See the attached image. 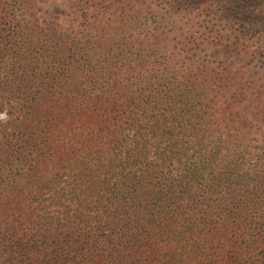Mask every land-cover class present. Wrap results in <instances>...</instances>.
<instances>
[{
    "label": "trees",
    "instance_id": "obj_1",
    "mask_svg": "<svg viewBox=\"0 0 264 264\" xmlns=\"http://www.w3.org/2000/svg\"><path fill=\"white\" fill-rule=\"evenodd\" d=\"M16 1H0V19L13 21ZM69 1L72 20L94 34L96 47L72 40L45 61L35 55L30 69L23 65L34 36L21 31L0 50L13 52L27 82L15 143L0 153V174L9 172L0 182V264H264V131L239 110L250 102L251 118L262 114L264 67L251 58L264 60V0L167 1L174 47L190 58L194 49L211 51L194 79L161 67L160 23L141 37L150 5ZM99 91L112 100L93 104ZM96 124L95 157L36 214L21 213L33 222L27 238L18 236L17 168L29 145L41 150L31 136ZM92 200L95 226L87 231L79 212H47Z\"/></svg>",
    "mask_w": 264,
    "mask_h": 264
},
{
    "label": "rangeland",
    "instance_id": "obj_2",
    "mask_svg": "<svg viewBox=\"0 0 264 264\" xmlns=\"http://www.w3.org/2000/svg\"><path fill=\"white\" fill-rule=\"evenodd\" d=\"M3 4L7 0H0ZM116 5L120 4L122 0H112ZM133 5H140L146 3L150 5V11L152 15H148L149 23L146 25L149 27L142 31L141 37L150 38L154 33L153 28L159 27L157 23H160L161 31L164 32L166 37H161V45L158 49V61L161 63V67L168 66L170 71L179 73L181 76L188 74L193 76L194 79L195 70L198 63L202 60H209L208 48L194 49L193 54L197 53L190 58L189 55L174 47L173 36L171 34V18L170 10L167 3L168 0H127ZM17 6L14 10V19L10 23L0 19V50L5 48V43L13 42L12 37H16L20 40L21 31L24 35L34 36L32 46L29 45V51L33 52L31 58L26 61L30 65L35 60V55L43 57L40 61H45L48 56L54 54L55 48L65 50L69 44L74 40L75 42L90 44L92 47H96L94 42L96 40L94 34H89L80 21H75L73 15H70V1L69 0H17ZM1 18V17H0ZM20 24H17V23ZM24 25L25 30L16 31V26L20 27ZM30 27V29H27ZM33 27V29H31ZM199 34V33H198ZM109 37V36H108ZM107 37V38H108ZM143 38V39H144ZM196 38V36H195ZM151 41L154 40L151 38ZM195 41V39H194ZM196 42V41H195ZM251 65L255 68H263L264 60L262 58L253 56L251 58ZM14 67L17 74L13 77H9V70ZM19 65L15 62V56L13 52L5 49L3 51V57L0 56V113H6L8 119L6 121L0 120V153L6 148L12 147L14 144L5 145V143L11 141L14 142L17 132H15L16 126H18V120L20 118V105L17 101L19 92L23 89L27 82L20 77L21 72ZM201 69V68H199ZM208 72V71H207ZM99 92L91 93L93 98L92 103L95 105H103L105 100H112L111 95L105 98H101ZM228 95V93L226 94ZM215 101L216 98H215ZM246 106L241 107V112L244 116L253 121L257 126V132L262 133L264 131V98L258 103V106L262 112L261 116L254 118L250 116V102L245 103ZM214 108H217L213 106ZM213 112V111H211ZM101 129L99 124L91 125L89 129L77 128V129H62L48 126L47 131L44 133L37 132L41 137L31 136L33 140H41V150L34 151L33 146L28 147L32 150H25V161L21 163L17 168L19 173V188L21 200H24V205L21 201V209L17 211V219L19 227L18 236L25 235L27 238L30 235L32 222L30 218H21V213L35 214L37 211L32 209L45 205L50 199L55 197L54 191L58 188L61 181H66V177L69 173H75L80 168H83L84 162L87 161L86 157H95V154L91 151L97 150L102 141L101 136L98 135L97 130ZM15 135V136H14ZM97 141L96 143L94 141ZM46 144V145H45ZM91 145L94 146L92 150ZM23 146V144H22ZM38 146V145H36ZM91 146V147H89ZM23 150V149H22ZM49 150L50 152H46ZM21 153V149L19 151ZM0 155V161L2 166L6 161L2 160ZM254 162V160L252 161ZM90 166L96 169V161H91ZM16 172V174H17ZM8 171H3L0 174V182L7 179ZM76 174V173H75ZM44 180L50 181L46 186H41L40 183ZM95 180V179H94ZM62 186V185H61ZM61 186L57 189V194H61ZM2 190H4L3 187ZM7 191V190H6ZM80 201V200H78ZM96 203L92 201H85L79 205H70V208L58 207L56 204L50 206L47 212H50L51 216H60V212H79L82 215L79 223L85 230L93 229L95 222L91 221L93 206ZM23 206V208H22ZM39 206V207H40ZM13 213V212H12ZM42 214V213H41ZM13 215V214H12ZM20 216V218H18ZM21 223V224H20ZM91 226V227H88ZM3 227V226H2ZM32 234V233H31Z\"/></svg>",
    "mask_w": 264,
    "mask_h": 264
},
{
    "label": "clouds",
    "instance_id": "obj_3",
    "mask_svg": "<svg viewBox=\"0 0 264 264\" xmlns=\"http://www.w3.org/2000/svg\"><path fill=\"white\" fill-rule=\"evenodd\" d=\"M8 119L6 113H0V120L6 121Z\"/></svg>",
    "mask_w": 264,
    "mask_h": 264
}]
</instances>
